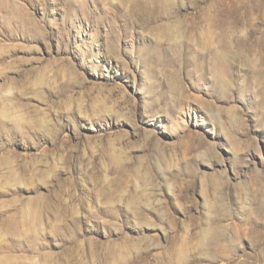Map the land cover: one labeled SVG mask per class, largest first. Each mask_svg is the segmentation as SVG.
I'll use <instances>...</instances> for the list:
<instances>
[{
    "label": "rangeland",
    "instance_id": "obj_1",
    "mask_svg": "<svg viewBox=\"0 0 264 264\" xmlns=\"http://www.w3.org/2000/svg\"><path fill=\"white\" fill-rule=\"evenodd\" d=\"M0 264H264V0H0Z\"/></svg>",
    "mask_w": 264,
    "mask_h": 264
}]
</instances>
